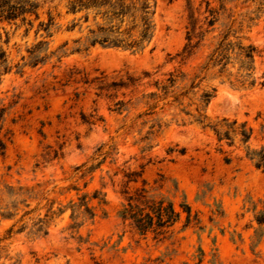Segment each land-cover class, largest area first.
Returning a JSON list of instances; mask_svg holds the SVG:
<instances>
[{
    "label": "rangeland",
    "instance_id": "1",
    "mask_svg": "<svg viewBox=\"0 0 264 264\" xmlns=\"http://www.w3.org/2000/svg\"><path fill=\"white\" fill-rule=\"evenodd\" d=\"M38 1L40 18L31 17L28 34V26L19 22V27L0 26L10 68H0V141L6 145L0 155V203H11L9 189L34 188L55 200L56 210L76 202L75 193L59 197L76 186L78 197L98 192L106 205L92 201L94 220L73 234L67 231L70 211L50 223L45 237L28 229L7 239L14 222L0 220V264H264V233L248 211L264 203V174L245 158L249 152L264 155V13H254L259 0H156L153 38L139 53L99 45L75 51L74 41L86 34V24L81 30L67 28L82 14H66L58 0ZM207 10L214 12L211 31L182 56L189 13L199 26ZM49 11L55 18L51 36L43 30L35 35ZM232 21L234 42L256 49L252 88L231 86L215 70L200 69ZM38 42L47 49L46 62L17 70L23 56L27 61L26 50ZM228 67L235 73L237 64ZM169 74L181 78L177 95L196 86L194 97L184 99L181 107L147 99L161 96L155 83L165 84ZM211 91L213 97L201 111L205 124H244L251 132L245 145L238 137L230 146L217 143L211 131L194 123L199 96ZM96 152H112V157L77 181L75 169ZM140 172L151 188L163 178L161 194L180 214L172 236L161 242L139 236L118 217L123 173ZM183 205L191 211L189 225ZM256 206L260 211L261 205Z\"/></svg>",
    "mask_w": 264,
    "mask_h": 264
},
{
    "label": "trees",
    "instance_id": "2",
    "mask_svg": "<svg viewBox=\"0 0 264 264\" xmlns=\"http://www.w3.org/2000/svg\"><path fill=\"white\" fill-rule=\"evenodd\" d=\"M63 3L66 9V14L73 15L82 14L77 20L73 19L68 31H73L76 27L82 29V24H86V34L75 40L74 44L77 47L75 51H80L81 47L87 50L89 47L99 45L103 48H114L131 51L132 53L143 52L148 48L152 41L155 23L154 14L156 0H58ZM254 13H264V0L255 2ZM41 8L38 0H0V26L4 23L14 24L16 27L27 25L28 28L25 34L33 27V20H39V10ZM31 17L34 19L31 20ZM189 28L186 33L187 44L181 55H189L196 47L198 42L209 33L212 29L214 12L207 10V16L203 18L202 25H196V19L191 11L188 16ZM251 21L252 19H247ZM231 25L226 30L218 35L205 58V61L200 68L202 71H213L219 78H224L231 85H237L239 88H252L255 84V79L252 77L253 72V57L256 54V49L251 46H242L239 41L234 42V30ZM55 26V18L48 12L47 22L38 24V30H43L48 37L51 36L50 31ZM201 26H205L202 30ZM0 29H3L0 27ZM195 40V42H193ZM8 40H6V44ZM194 43V44H193ZM42 42H38L31 48L27 49V61L22 57L23 64L16 65L17 70L21 71L25 66L36 67L39 64H44L48 58L47 49L43 51ZM67 43L63 45L65 47ZM42 52H45L42 54ZM234 62L237 64L235 73L231 72ZM8 56L0 44V68L4 72L10 70ZM179 76L169 74L166 83L159 85L155 83L157 91L161 96L150 95L148 100H156L164 102L165 107L173 108L174 106L181 107L184 99L194 97V89L196 86H191L189 91L177 95L174 91ZM129 82H131L129 80ZM119 86V85H118ZM214 91L210 93H201L198 98V104L195 106L194 123L202 130L208 129L216 138L217 143L227 142L228 146L232 144V139L239 138V143L245 145L251 135L250 130H244L245 125L236 126V122L227 123L221 120L214 124H205V118L201 114L202 109L209 103L213 97ZM1 120V116H0ZM2 127H0V132ZM6 145L0 141V155L3 156ZM96 157L75 169V177L77 181H82L87 176H92L96 171L100 170L105 165L107 159H111L112 152H96ZM245 158L252 163L256 170L264 174V155L262 152L246 153ZM110 165H115V160L110 161ZM118 173L114 174V178ZM143 173H123L122 184L123 191L120 193L124 199L118 213L119 219L123 224H127L129 228L135 231L141 237L153 236L154 240L159 242L164 241L172 236V229L178 223L180 214L176 212L173 202L161 194L164 188L165 181L160 178L155 182V188L149 187L142 180ZM112 186L114 185L113 178L110 179ZM140 184V186H138ZM87 185H84L86 188ZM174 193H177V188L174 186ZM80 190L76 186L69 187L59 194L62 197L65 194L75 193L76 202L70 201L66 207L54 210L56 201H49L43 198L44 194L34 188L25 189L18 188L16 190L9 189V198L11 203L3 207L0 203V220L13 221L14 224L6 232V238H11L13 235L23 234L29 229V234L37 237H45L48 235L50 223L54 219L61 218L66 211H70V225L67 231L71 234L77 233L85 221H93L95 218L94 209L90 206L92 201H97L98 205L105 206V195L95 192L92 197H78ZM40 195V196H39ZM36 203L31 209V204ZM42 203H45L42 206ZM256 205H261L260 211H256ZM251 205L249 212L253 215V220L264 233V203ZM42 206V207H41ZM186 214V223H191V211L188 206H181ZM44 215L41 217V212Z\"/></svg>",
    "mask_w": 264,
    "mask_h": 264
}]
</instances>
